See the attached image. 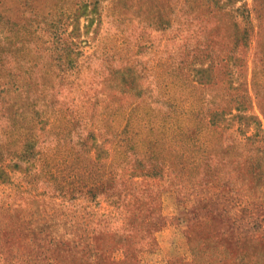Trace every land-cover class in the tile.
Listing matches in <instances>:
<instances>
[{
	"label": "rangeland",
	"instance_id": "374dc122",
	"mask_svg": "<svg viewBox=\"0 0 264 264\" xmlns=\"http://www.w3.org/2000/svg\"><path fill=\"white\" fill-rule=\"evenodd\" d=\"M0 136V264H264V0H0Z\"/></svg>",
	"mask_w": 264,
	"mask_h": 264
},
{
	"label": "trees",
	"instance_id": "16d2710c",
	"mask_svg": "<svg viewBox=\"0 0 264 264\" xmlns=\"http://www.w3.org/2000/svg\"><path fill=\"white\" fill-rule=\"evenodd\" d=\"M4 129H7V127H4ZM2 138V136H0V139ZM218 176V174H216V176L215 177H217Z\"/></svg>",
	"mask_w": 264,
	"mask_h": 264
}]
</instances>
